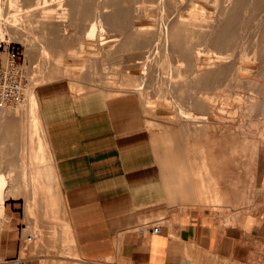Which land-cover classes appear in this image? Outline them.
I'll return each mask as SVG.
<instances>
[{
	"label": "rangeland",
	"instance_id": "1",
	"mask_svg": "<svg viewBox=\"0 0 264 264\" xmlns=\"http://www.w3.org/2000/svg\"><path fill=\"white\" fill-rule=\"evenodd\" d=\"M4 17L16 26L4 43L21 53L30 81L27 101L0 109L5 188L27 199L32 178L45 174L59 198L37 104L30 110L29 100L37 88L62 80L77 91L134 101L154 155L168 162L175 208L234 209L257 192L264 167V0H0V26ZM179 20L195 25L178 27ZM225 34L226 47L218 43ZM4 198L0 264H12L16 240L38 230L20 222L22 211L11 220ZM39 199L46 235L41 244H23L38 257L28 263L105 264L76 260L68 229L50 227L49 205Z\"/></svg>",
	"mask_w": 264,
	"mask_h": 264
},
{
	"label": "crops",
	"instance_id": "2",
	"mask_svg": "<svg viewBox=\"0 0 264 264\" xmlns=\"http://www.w3.org/2000/svg\"><path fill=\"white\" fill-rule=\"evenodd\" d=\"M34 97L59 198L51 196L45 174L35 177L27 199L5 188L4 179L0 195L8 197L4 210L11 220L22 211L20 222L38 230L35 244L46 235L36 215L41 197L50 227L68 229L78 261L264 264V167L257 192L238 208L178 209L168 162L154 155L152 133L131 98L77 91L62 80L37 88ZM26 241L23 235L16 240L12 264L38 258L25 253Z\"/></svg>",
	"mask_w": 264,
	"mask_h": 264
},
{
	"label": "built area",
	"instance_id": "3",
	"mask_svg": "<svg viewBox=\"0 0 264 264\" xmlns=\"http://www.w3.org/2000/svg\"><path fill=\"white\" fill-rule=\"evenodd\" d=\"M29 76L25 60L15 46L0 42V109H12L26 100ZM153 233L159 234L155 228ZM30 242L32 237H27Z\"/></svg>",
	"mask_w": 264,
	"mask_h": 264
},
{
	"label": "bare ground",
	"instance_id": "4",
	"mask_svg": "<svg viewBox=\"0 0 264 264\" xmlns=\"http://www.w3.org/2000/svg\"><path fill=\"white\" fill-rule=\"evenodd\" d=\"M237 3L239 4L240 3V0H237ZM75 7V6H74ZM188 19V18H187ZM230 19H231V17H230ZM229 22H231V20L229 21ZM4 24L2 25V26H0V40H2V41H0V42H4V36H5V34H7V33H9V31H12V30H14L15 29V24L14 23H12V22H10V21H6V18L4 17V22H3ZM179 26L178 27H181V25H183V26H185V25H195V23H193V22H188V21H184V20H179V24H178ZM14 35V34H13ZM225 35H227V34H225ZM14 39V38H13ZM17 40H19L20 42H22L24 45H27V43H25V41H26V39L25 40H22V39H17ZM230 41H231V39H230V36L229 35H227L226 37H224V35H223V38H221V40H219L218 41V43L220 44V45H222V46H224V47H226V46H228L229 44H230ZM21 44V43H20ZM22 44V45H23ZM181 52L183 53V54H186L185 53V51L184 50H182L181 49ZM213 56V55H212ZM128 58V57H127ZM246 62V61H245ZM34 67V66H33ZM243 68V67H242ZM36 70V69H35ZM37 71V70H36ZM193 72H194V70H192ZM197 72V71H196ZM205 74H209L211 71H203ZM34 80V79H33ZM248 80H250V79H248ZM43 81V80H42ZM90 81V80H89ZM242 81V80H241ZM252 81V80H251ZM42 83V82H41ZM207 89H209V88H207ZM244 89H242V91H243ZM241 92V91H240ZM205 93H202V95H204ZM249 94H251V93H249ZM215 95V94H214ZM218 95V94H217ZM27 99H28V97H27ZM27 99H26V101H27ZM30 110L32 109V104H33V102L35 101V97H34V95H31V98H30ZM250 101V100H249ZM257 101H259V100H257ZM248 103H250V102H248ZM252 103V102H251ZM254 103V102H253ZM28 104V103H27ZM24 106V105H23ZM205 106H207L206 104H205ZM203 107V106H202ZM215 107V106H214ZM27 109V108H26ZM199 112V111H198ZM240 113V112H239ZM250 113V112H249ZM199 114H205L204 112H202V113H199ZM249 115V114H248ZM1 117V116H0ZM246 117V116H245ZM228 122V121H227ZM242 123V122H241ZM235 124V123H234ZM203 125V124H202ZM218 126H219V124H218ZM230 126V125H229ZM233 126V125H232ZM244 127V126H243ZM199 128V130H201V129H203L204 128V125L202 126V127H198ZM15 129V128H14ZM236 131V130H235ZM257 131V130H256ZM223 132V131H222ZM231 132H233V131H231ZM236 133V132H235ZM244 133H245V131H244ZM256 136V135H255ZM260 137V136H259ZM258 137V138H259ZM246 138H247V136H246ZM248 140V139H247ZM263 140V139H262ZM258 145V144H257ZM256 147V146H255ZM259 147V146H258ZM245 152V151H244ZM247 152V151H246ZM251 154V153H250ZM32 156L33 157H36V152L35 153H33L32 154ZM251 156V155H250ZM249 156V157H250ZM246 157H248L247 155H246ZM251 158V157H250ZM252 164V163H251ZM253 165V164H252ZM250 168V167H249ZM35 183H37V179L35 178V177H33L32 178V181H30V184L32 185V186H34V184ZM32 186H30V187H32Z\"/></svg>",
	"mask_w": 264,
	"mask_h": 264
}]
</instances>
